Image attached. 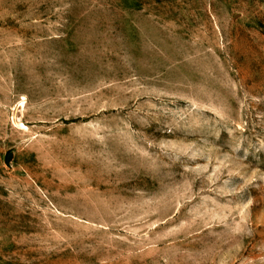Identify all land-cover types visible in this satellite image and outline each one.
I'll use <instances>...</instances> for the list:
<instances>
[{
	"label": "rangeland",
	"instance_id": "374dc122",
	"mask_svg": "<svg viewBox=\"0 0 264 264\" xmlns=\"http://www.w3.org/2000/svg\"><path fill=\"white\" fill-rule=\"evenodd\" d=\"M0 264H264V0H0Z\"/></svg>",
	"mask_w": 264,
	"mask_h": 264
}]
</instances>
